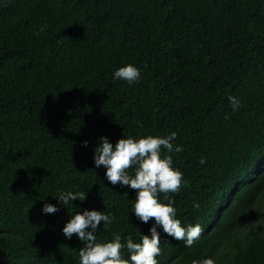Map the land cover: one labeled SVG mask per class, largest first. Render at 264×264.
Returning <instances> with one entry per match:
<instances>
[{"label":"trees","instance_id":"trees-1","mask_svg":"<svg viewBox=\"0 0 264 264\" xmlns=\"http://www.w3.org/2000/svg\"><path fill=\"white\" fill-rule=\"evenodd\" d=\"M127 64L135 84L113 78ZM172 132L169 196L203 232L186 247L158 227V264H264V0H0V264H80L63 228L85 210L113 218L97 242L150 236L95 148Z\"/></svg>","mask_w":264,"mask_h":264},{"label":"clouds","instance_id":"clouds-1","mask_svg":"<svg viewBox=\"0 0 264 264\" xmlns=\"http://www.w3.org/2000/svg\"><path fill=\"white\" fill-rule=\"evenodd\" d=\"M46 25L40 28L44 32ZM39 34V33H38ZM140 70L132 64L120 67L114 73V79L135 84L140 80ZM233 110L240 107V100L229 97ZM176 133L172 132L167 137L147 135L134 139L132 137L119 139L113 146L107 137L99 138V145L95 148L94 164L96 168H106V179L112 185L120 184L136 191L134 213L143 223L154 219L155 224L150 228L151 235L141 236V242L134 243L131 237L127 238L126 245L121 243L120 235L116 234L110 242H97V228L103 222L104 228L112 223V217L101 211H88L77 213L71 217L63 228V234L71 238L76 234L83 242L79 249L80 264H158L156 259L161 254V237L157 228L178 241H185L186 247H191L195 240L199 239L203 232L201 225H189L183 227L181 221L176 218L175 201L170 198V193H178L185 186L182 172L173 167V151H183L181 146H175L173 141ZM87 146L88 141H83ZM162 148L169 154H163ZM200 163H205L201 158ZM133 170L134 174H130ZM164 194L161 202L159 194ZM64 205L69 201L86 199L84 192H64L58 197ZM199 208V204H194ZM58 209L51 204H45L43 212L55 213ZM89 228L91 231H89ZM126 247L130 253V260L125 259L123 249ZM192 264H215L211 258L193 260Z\"/></svg>","mask_w":264,"mask_h":264}]
</instances>
